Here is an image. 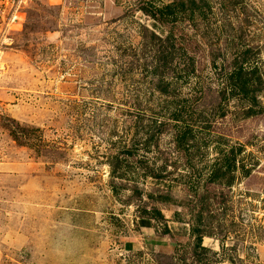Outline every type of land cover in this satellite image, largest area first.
<instances>
[{
  "label": "rangeland",
  "instance_id": "374dc122",
  "mask_svg": "<svg viewBox=\"0 0 264 264\" xmlns=\"http://www.w3.org/2000/svg\"><path fill=\"white\" fill-rule=\"evenodd\" d=\"M148 1L181 12L153 28ZM142 27L185 44L159 62L187 72L174 96L153 89ZM245 49L250 112L221 100ZM236 143L264 182V0H0V264H264L261 186L235 171L217 206L202 184Z\"/></svg>",
  "mask_w": 264,
  "mask_h": 264
},
{
  "label": "trees",
  "instance_id": "16d2710c",
  "mask_svg": "<svg viewBox=\"0 0 264 264\" xmlns=\"http://www.w3.org/2000/svg\"><path fill=\"white\" fill-rule=\"evenodd\" d=\"M176 8L172 3L170 5H164L163 7H157L148 1L140 10L153 20L151 24L152 27L157 28L159 26H166L177 18L181 9L179 10ZM167 31L164 37H162L142 27V33L140 35L142 42L138 55L144 60L149 59L151 63H157V65H151V67L148 65V67H145L146 72L153 74L156 78L153 85L154 91L161 95L174 96L176 95L175 85L178 82V78L181 79V74L186 75L187 72L180 68L177 69L175 77H167L166 73H164L165 71L159 65V62L175 54L183 53L185 46H183L184 42L180 41V38L174 35L173 29ZM247 52L248 49L242 51L240 53L241 57H239V62L235 61L234 65L226 73L225 88L223 89L221 100L227 101L229 98H233L240 102H245L249 105L248 111L250 112L252 108L257 105L253 93L259 89L256 85L260 83V78L255 66L245 67V65H243L245 64V55ZM178 117L177 114H174L171 118L177 122ZM153 122L155 123L156 121ZM191 131H193V125L186 123L183 128L178 129L174 133L173 141L176 149H183L182 144L186 137L191 135ZM243 148V144L236 143L235 145H228L225 151L222 149L217 151L219 156L212 162L205 179L202 181L206 198L214 205L223 206L227 202L230 185L235 179V171H239L240 173V178L245 185V192L248 191V187L250 186L260 185L261 192L264 194V182L262 178H257L255 173L252 172L253 169H250L245 163L240 160L238 162L237 160V156L243 151ZM221 179H224L223 187L220 188L222 190L210 191L207 188L208 185L219 182ZM197 241H200V239L198 238Z\"/></svg>",
  "mask_w": 264,
  "mask_h": 264
}]
</instances>
